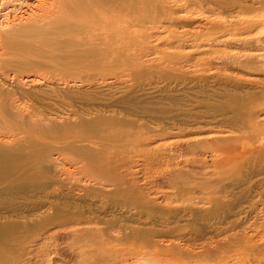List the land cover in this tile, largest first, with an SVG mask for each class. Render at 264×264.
Here are the masks:
<instances>
[{"label": "rangeland", "instance_id": "374dc122", "mask_svg": "<svg viewBox=\"0 0 264 264\" xmlns=\"http://www.w3.org/2000/svg\"><path fill=\"white\" fill-rule=\"evenodd\" d=\"M35 1L0 0V44ZM144 3L114 75L72 63L89 44L6 57L3 89L89 136L53 139L29 191L0 192L12 264H264V0Z\"/></svg>", "mask_w": 264, "mask_h": 264}, {"label": "bare ground", "instance_id": "6f19581e", "mask_svg": "<svg viewBox=\"0 0 264 264\" xmlns=\"http://www.w3.org/2000/svg\"><path fill=\"white\" fill-rule=\"evenodd\" d=\"M15 1L19 2L21 0ZM35 2L36 6L34 10L32 9L33 6L31 8V12H33L30 14L28 13L26 16V24L24 23V25L18 28L7 29L6 32L4 31V34L2 33L3 37L1 39L2 44H0V49L2 48L5 51L3 53L5 57H0L1 74L6 75L4 69L6 65L11 62L6 57L9 56L10 52L13 50H22L23 53L19 54L38 56L45 47L51 49L50 51H57L55 48L61 49L74 45L83 46L89 44L93 46L90 53L76 54L74 57L75 60H73L72 63L79 65L81 68L85 67L98 70L100 71L101 77L114 75L113 72H115L116 68L115 62L117 61L115 43L119 28L129 31L131 17H134L135 13H137L136 15L139 13L136 4L139 2L148 3V0H36ZM143 7L145 6L143 5ZM142 12L145 13L144 10ZM119 20L121 22H119ZM19 38H23L25 41H21ZM70 38L78 39L74 41L69 40ZM57 58L58 56L56 55V59ZM19 59H21L22 62L24 61L23 58ZM41 80L42 79L39 77H33L31 79V81L36 83L42 82ZM19 91L20 90L15 89L5 90L0 85V192L4 191V189L14 191V188L17 186L16 183H18V188L22 193L29 191L28 185L20 184L24 183L31 171H34L37 162L41 160H48L49 162L51 160L50 153L53 150H51V148H53V139L58 138L66 142L68 138L80 135L82 139L89 140L86 131L78 134L79 132H76L73 126L61 125L55 127L54 125H49L50 119L47 118L43 110H39L40 108L37 109L39 105L37 107H34V105L32 106V104H38L39 101L45 99L43 94L39 95L38 92L34 91H23L22 93ZM10 99L12 100L11 102L9 101ZM25 99H28V102L33 99L35 103L32 102L31 105L28 103L24 104ZM37 104H35V106ZM40 107H42L41 104ZM86 126H88V124ZM81 128L83 129V127ZM96 140L98 139H95V141ZM62 145L57 148L59 155L62 154V151H66L67 148H69L68 146L63 147ZM72 151L80 157L86 154L79 149ZM104 168L98 169V171L111 170L110 167ZM91 171L97 172L96 169H92ZM87 173L89 174V172ZM96 178L98 179V177ZM27 179H29V177H27ZM51 187L50 184H46L40 188H43L44 192L48 193ZM49 193H51V191ZM0 230H2L1 227ZM11 237L12 236H8L9 239ZM1 245H3V242L0 239V246ZM179 250L178 248V253L181 252ZM172 251H175L174 247H171L170 252ZM163 261H165V259ZM0 264H12L2 248H0Z\"/></svg>", "mask_w": 264, "mask_h": 264}]
</instances>
